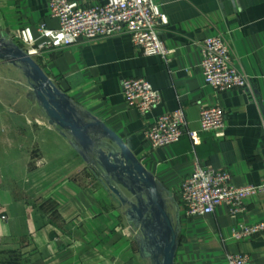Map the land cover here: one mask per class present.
<instances>
[{
    "label": "crops",
    "instance_id": "1",
    "mask_svg": "<svg viewBox=\"0 0 264 264\" xmlns=\"http://www.w3.org/2000/svg\"><path fill=\"white\" fill-rule=\"evenodd\" d=\"M152 1L167 17L158 27L174 50L167 60L144 55L127 33L30 56L82 130L78 137L49 117L41 78L20 59L27 47L14 37L25 27L37 36L41 24L58 29L48 1L0 0V264L8 252L16 264H156L162 253L147 245L149 236L163 242L172 234L174 264H225L239 252L264 264V233L232 237L237 223L264 221V194L248 197L237 218L226 205L186 218L181 194L196 159L231 172L239 187L264 179V0ZM79 2L91 8L107 0ZM216 35L233 48L250 89L217 92L205 83L200 43ZM126 78L149 81L162 102L142 116L123 95ZM203 106L225 111L224 137L200 132ZM179 107L197 142L184 134L151 149L145 129ZM133 208L143 217L129 216Z\"/></svg>",
    "mask_w": 264,
    "mask_h": 264
},
{
    "label": "built area",
    "instance_id": "2",
    "mask_svg": "<svg viewBox=\"0 0 264 264\" xmlns=\"http://www.w3.org/2000/svg\"><path fill=\"white\" fill-rule=\"evenodd\" d=\"M47 1L50 15L59 22L58 29L41 24L37 27V36L29 27L15 32L14 37L27 47L29 56H43L80 39L91 41L121 33L129 34L133 45L144 55L167 60L174 52L158 30L161 24L167 23V17L152 0H107L91 8L81 6L79 0ZM200 48L202 73L208 86L217 92L251 88V77L235 65L234 50L222 35L203 40ZM261 77L264 80V74ZM122 90L128 106L142 116L162 102L161 92L143 78L124 79ZM199 121L200 132L225 136L226 114L221 107L203 106ZM184 134L197 142L198 133L188 128L185 110L179 107L150 124L144 131V139L151 149H157L177 143ZM181 194L186 218L212 214L221 205L228 206L232 217L237 218L246 212L248 197L264 194V179L260 184L239 187L233 183L231 172L203 166L196 159L182 182ZM262 233L264 221L239 222L232 230V237L242 241ZM225 264H250V256L244 252L228 254Z\"/></svg>",
    "mask_w": 264,
    "mask_h": 264
},
{
    "label": "water",
    "instance_id": "3",
    "mask_svg": "<svg viewBox=\"0 0 264 264\" xmlns=\"http://www.w3.org/2000/svg\"><path fill=\"white\" fill-rule=\"evenodd\" d=\"M20 59L29 63L35 70H37L41 78V87L38 91V95L42 101V105L49 117L56 124L62 128H70V130L78 137H82V130L78 125L71 119H69L64 112H62L60 103L56 101V97L59 94L54 84L48 80L47 75L43 72L40 66L29 56H21ZM113 138L121 146L122 150L125 152V145L122 140L113 132H110ZM115 190V189H114ZM117 192V190H115ZM118 193V192H117ZM134 213H137L140 217H143V212L138 208H133L132 211H129V216L134 217ZM150 243L147 242V245L152 246L153 252L155 254L162 253V259L157 260L156 264H174L175 256V245H176V236L172 234L171 238H165L163 242L160 240H155L153 236H149ZM161 239V238H160Z\"/></svg>",
    "mask_w": 264,
    "mask_h": 264
},
{
    "label": "trees",
    "instance_id": "4",
    "mask_svg": "<svg viewBox=\"0 0 264 264\" xmlns=\"http://www.w3.org/2000/svg\"><path fill=\"white\" fill-rule=\"evenodd\" d=\"M3 256V264H16V255L14 253H3Z\"/></svg>",
    "mask_w": 264,
    "mask_h": 264
}]
</instances>
